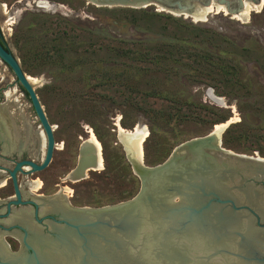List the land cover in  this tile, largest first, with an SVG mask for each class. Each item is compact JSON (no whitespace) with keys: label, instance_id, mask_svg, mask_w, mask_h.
I'll list each match as a JSON object with an SVG mask.
<instances>
[{"label":"rangeland","instance_id":"rangeland-1","mask_svg":"<svg viewBox=\"0 0 264 264\" xmlns=\"http://www.w3.org/2000/svg\"><path fill=\"white\" fill-rule=\"evenodd\" d=\"M247 1L259 7L240 17L212 12L196 20L156 3L0 0V32L36 79L57 142L50 165L26 180L22 175L23 186L45 194L67 187L64 193L75 206L102 207L134 197L141 178L119 137L118 122L128 130L149 131L143 143L148 165L162 163L180 143L221 123L227 124L225 148L264 157V0ZM9 92L17 98L10 110L18 114L19 128L15 137L10 134L11 145L23 142L33 157H43L40 121L0 59V102L8 101ZM24 118L30 133L21 130ZM91 129L103 145L105 168L85 170L80 181L70 179ZM3 177L0 184L8 180ZM37 177L42 185L35 190L32 178ZM12 193L8 180L0 196ZM4 238L13 250L21 247L15 235Z\"/></svg>","mask_w":264,"mask_h":264},{"label":"water","instance_id":"water-1","mask_svg":"<svg viewBox=\"0 0 264 264\" xmlns=\"http://www.w3.org/2000/svg\"><path fill=\"white\" fill-rule=\"evenodd\" d=\"M89 1L187 8V2L165 0ZM188 1L194 6L198 0ZM218 2L231 7L230 0ZM239 3L232 13L240 11L243 0ZM0 59L28 94L46 140L42 163L24 159L10 172L16 199L7 203V214H0V218H9L0 225V264H264V160L257 154L230 152L223 146L222 134L214 129L180 143L156 165L127 151L141 178V189L131 199L102 207L75 206L60 192L23 200L17 172L41 171L51 163L57 147L55 127L20 59L1 37ZM5 102H0V110ZM1 132L0 143L6 147ZM88 163V155L80 147L71 178L87 177ZM59 200L62 208L46 209ZM13 204L26 205L20 211H28L31 221L11 223V213L16 210H12ZM7 233L20 239L18 250L4 238Z\"/></svg>","mask_w":264,"mask_h":264},{"label":"bare ground","instance_id":"bare-ground-1","mask_svg":"<svg viewBox=\"0 0 264 264\" xmlns=\"http://www.w3.org/2000/svg\"><path fill=\"white\" fill-rule=\"evenodd\" d=\"M165 1L167 3H181V4H183L184 2H187V4H186L187 8H185V9H174V8H172L171 10L172 11L174 10V12H177V13L180 12L181 14H186L187 16H191L196 20H205L207 18V16L212 12H214V13L224 12L226 14H233L234 17H240L244 14H249L251 12V10L259 7V5H254V4H251L247 0H243L244 4L240 8V11L238 10V12L232 13L231 9L233 7L231 5H230L231 7H229L227 4H221L216 0H212V2L208 5H204V4H201L197 1H195L194 6H192L191 5L192 2H189L188 0H165ZM145 4H147V3H145ZM262 4H263V1H262ZM159 6H163V5H159ZM163 8H165V7H163ZM166 10H168V9H166ZM180 13H179V15H180ZM29 79L35 85L36 79L32 78L31 76H29ZM209 94L212 97L216 98L213 95L211 90L209 91ZM7 98H8V101L6 103H3V109L0 110V130H2L1 135L6 140V142H5L6 147L8 148L7 150L9 151L10 149L15 148L14 146L11 145L12 140H11L10 134L12 133L13 136L15 137L16 134H18V132H19V128L16 127L17 123L15 120V117L18 114L13 113L10 110V106H11L10 104L15 103L17 98L15 97V95L13 93H10V92L7 93ZM17 103H19V102L17 101ZM21 121L22 122H19V123L22 124V129L21 128L20 129L25 131L26 133L29 132V128L27 127V122H26L25 118L22 119ZM117 125H118L119 137H120L121 141L125 144L127 151L130 154H132L134 157L138 158L139 160L144 159L143 143L146 140L147 136L149 135V131L146 128L141 129L140 127H135L132 130H128V129H125L121 125V123H119V122ZM226 125H227L226 123L217 124V125H215L214 130L216 132H218L219 134H222ZM19 126L21 127V125H19ZM7 127H9V128H7ZM21 144L23 145V142H21ZM80 147L83 148V153L85 155H88L89 163L87 164L86 170H88V169L89 170H91V169L92 170H102L105 168V164H104L105 159H104V155H103V145H102L101 141L99 140V138L97 137L94 130L91 129L89 131L88 139L84 140ZM230 152H233V151L230 150ZM256 156L259 157L260 159L264 160V157H261L260 155H256ZM73 170L71 171L72 173L68 174V178H70V179H72L74 177ZM6 181H7L6 179L3 180L0 185L6 184ZM36 182L37 183L35 186L36 187L35 190L39 189L42 185V182L40 180H37ZM29 187L31 188L30 184H29ZM25 189H27V188H25ZM64 190L68 191V188L65 187ZM59 192L62 196L63 195L67 196V194H65L63 192V190H60ZM62 203L63 202L61 200H59L57 202L55 201L54 203L46 206V209L62 208L63 207ZM11 219H14V220L17 219V220H20L22 222H30L31 221L30 213L26 210H21L17 214L13 215L11 217Z\"/></svg>","mask_w":264,"mask_h":264},{"label":"flooded vegetation","instance_id":"flooded-vegetation-1","mask_svg":"<svg viewBox=\"0 0 264 264\" xmlns=\"http://www.w3.org/2000/svg\"><path fill=\"white\" fill-rule=\"evenodd\" d=\"M205 0H198L197 2L203 4ZM218 1V0H217ZM255 2H259L260 0H254ZM231 2V6L232 7H239L240 6V3H239V0H230ZM0 37L1 39L3 40V42L5 44L6 41L4 40L1 32H0ZM8 45V44H7ZM27 94V93H26ZM28 95V94H27ZM29 97V96H28ZM56 145H57V142H56ZM57 148V147H56ZM8 148L7 147H3V144L0 143V180H2L3 176H6V178L8 180L11 181L12 183V187H13V193L8 195V196H5V197H1L0 196V200H2L3 202H0V214L1 213H5L7 214L8 213V209H7V203L12 200V199H16V191H15V186H14V181H13V178L11 176V170L14 169V167L16 166L17 162L21 161V160H24V159H33L34 161H36L38 164L42 163V157L38 156V157H33L30 153V149L28 148V146H24V145H20V143L14 148V149H11V152L10 153H7V150ZM26 152V155H24V153ZM78 163V162H77ZM50 165V164H49ZM48 165V166H49ZM77 165V164H76ZM75 165V166H76ZM47 166V167H48ZM46 167V168H47ZM29 166H24L23 169L24 171H29ZM45 168V169H46ZM43 169V170H45ZM73 170V168L70 170V172ZM42 171V170H41ZM35 172H39V171H35ZM35 172H32V173H25L23 171H18L17 172V180H18V183H19V186L21 188V191H22V199L25 200V201H30L32 200L35 196H42V195H49V194H45V193H35V192H32L30 190H27L25 189V187L27 186L25 184V187L23 186V182L24 180H26L25 178H28L30 177L31 175H33ZM69 172V173H70ZM24 176V180L21 181V176ZM8 180L6 182V184L4 185H0V188L6 186L8 184ZM32 180H39L38 177L37 178H32ZM81 180V179H80ZM78 180V181H80ZM67 181H70V182H73L71 180H65L64 182H67ZM77 182V181H75ZM44 185V184H43ZM65 186V185H64ZM67 186V185H66ZM61 187V186H60ZM27 189H29V187L27 186ZM41 189V188H40ZM60 190V189H59ZM59 190L57 192H59ZM56 192V193H57ZM68 195V198L71 196ZM27 205H32L33 208H35V206L33 204H27ZM21 206H26V205H12V210L13 208L16 209V210H13L12 213H11V216L17 214L18 212H20V207ZM17 223V219H11L10 222L13 223V222ZM4 222H9V218L8 217H1L0 218V225L3 226L5 225L6 223ZM1 231L4 232L3 229H1ZM13 231V230H12ZM7 234H11V233H7ZM5 234V235H7ZM4 235V236H5Z\"/></svg>","mask_w":264,"mask_h":264}]
</instances>
